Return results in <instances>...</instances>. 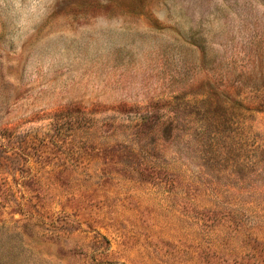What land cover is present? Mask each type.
Instances as JSON below:
<instances>
[{"label":"rangeland","instance_id":"374dc122","mask_svg":"<svg viewBox=\"0 0 264 264\" xmlns=\"http://www.w3.org/2000/svg\"><path fill=\"white\" fill-rule=\"evenodd\" d=\"M0 264H264V0H0Z\"/></svg>","mask_w":264,"mask_h":264}]
</instances>
